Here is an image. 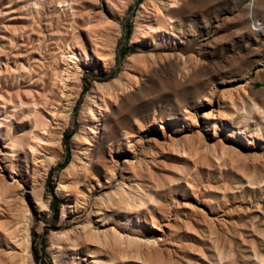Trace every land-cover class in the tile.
Returning a JSON list of instances; mask_svg holds the SVG:
<instances>
[{"label": "rangeland", "instance_id": "rangeland-1", "mask_svg": "<svg viewBox=\"0 0 264 264\" xmlns=\"http://www.w3.org/2000/svg\"><path fill=\"white\" fill-rule=\"evenodd\" d=\"M173 1L0 0V264H264V0Z\"/></svg>", "mask_w": 264, "mask_h": 264}, {"label": "bare ground", "instance_id": "bare-ground-1", "mask_svg": "<svg viewBox=\"0 0 264 264\" xmlns=\"http://www.w3.org/2000/svg\"><path fill=\"white\" fill-rule=\"evenodd\" d=\"M168 2H169V4H173L174 3V1L173 0H168ZM153 4H155V3H153ZM175 7V6H174ZM174 7H171V8H174ZM144 37V36H143ZM67 86H65V88H66ZM66 98V97H65ZM102 105H103V107H104V109L106 110L107 109V106H106V104H105V101H103L102 102ZM57 112H54L53 114H50V117H52V118H54L55 117V115H57L56 114ZM59 116H60V114H59ZM56 119V118H55ZM34 123H35V125H37V123H39V122H37L36 120L34 121ZM45 127L44 126H41L40 127V129H43L45 132H48L46 129H44ZM40 132H37V128L35 127V129H34V134L32 135L33 136V141H28V140H25V139H22V144H25L27 147H28V149H29V153L31 154V157H32V160H33V162H34V164H35V168H36V170H38V169H40L41 167H44L45 165H46V162H45V159H42L43 158V154H41V153H39V149L41 148V147H47V148H52V146H51V144H53V142L50 144V142H48V140H46V139H43V138H41V137H39L38 136V134H39ZM48 134V133H47ZM50 134V133H49ZM50 136V135H49ZM84 143L85 144H87L88 142H85L84 141ZM12 147H13V145H12ZM46 158V157H45ZM80 160V163H79V169H78V173H81V174H84L85 176H86V170H87V162H84L83 160H81V158L79 159ZM137 166V165H136ZM134 167V166H133ZM1 168V167H0ZM2 170V169H1ZM1 173V172H0ZM14 179V178H13ZM18 183H19V181H18ZM21 185V184H20ZM23 186V185H22ZM63 186V185H62ZM90 186V185H89ZM64 187V186H63ZM77 189V188H76ZM85 189H87V188H85ZM117 196H118V198H117V205H119V206H126V207H129L130 208V206H131V202H130V198H129V194L128 193H126V192H124L123 190H119L118 192H117ZM139 205V204H138ZM24 226V225H23ZM24 230V229H23ZM26 233V232H25ZM14 235V234H13ZM88 238V237H87ZM10 241V240H9ZM26 241H27V239H26ZM27 244H28V242H27ZM106 245V244H105ZM14 246H16V243H15V245ZM18 251V250H17ZM21 252V251H20ZM28 252V251H27ZM118 255V254H117ZM125 255V254H124ZM17 257V256H16ZM19 257V256H18ZM21 257V256H20ZM123 258L122 257V254H121V256H119V258ZM15 258V257H14ZM120 258V259H121ZM21 259V258H20ZM21 261V260H20ZM19 261V263H15V264H22L21 262ZM23 261V260H22ZM24 261H25V259H24ZM12 262V261H11Z\"/></svg>", "mask_w": 264, "mask_h": 264}]
</instances>
